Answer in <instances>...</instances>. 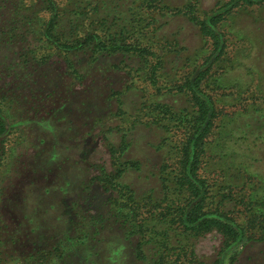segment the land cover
Returning a JSON list of instances; mask_svg holds the SVG:
<instances>
[{"label": "rangeland", "instance_id": "obj_1", "mask_svg": "<svg viewBox=\"0 0 264 264\" xmlns=\"http://www.w3.org/2000/svg\"><path fill=\"white\" fill-rule=\"evenodd\" d=\"M52 1L54 10L23 0L39 17L34 59L18 57V41L0 46V65L11 66L6 89L0 81L9 122L0 264H100L103 255L134 254L140 239L145 253L177 264H213L222 234L186 231L172 179L159 181L178 168L194 131L197 107L185 81L203 63L202 87L215 107L200 169L207 206L247 230L225 264H264V0ZM21 2L4 0L0 28ZM54 15L63 44L42 35ZM211 15H223L218 47L199 24ZM94 34L119 49L99 51ZM84 233L91 244L62 261L66 243Z\"/></svg>", "mask_w": 264, "mask_h": 264}, {"label": "trees", "instance_id": "obj_2", "mask_svg": "<svg viewBox=\"0 0 264 264\" xmlns=\"http://www.w3.org/2000/svg\"><path fill=\"white\" fill-rule=\"evenodd\" d=\"M231 1L233 2L236 0ZM238 1H241L244 4L253 3V0ZM45 2L47 5L44 2H41L42 9H55L52 0H45ZM5 4L4 0H0V10ZM36 9V7L30 9L22 0L20 7L12 6L9 8V12L14 11L15 14L19 15L0 28V46L2 44L9 45L13 42H20L21 45L18 50V57L20 59L21 56L32 59L35 58L36 50L34 46L39 42L38 39L35 38V33L38 34L39 32L37 26L39 17L36 15ZM222 16L223 15H211L201 20L199 23L201 25L202 32L213 39L216 47L219 46L220 35L215 29L216 25H218V23L222 20ZM54 18L55 15L50 19L49 24L46 26L42 35L43 37H46L45 43L49 42L48 44L52 45L63 44L60 43L62 41H60V37H58L59 35L55 33V24H53ZM89 38H92L93 41L97 40V43L95 44L97 47H100L97 48L99 51H101L100 49H119L118 45L115 43L111 46L106 45L104 42L100 41V37L96 34L90 35ZM67 43L68 42H64V44H66L64 45L65 47H72V44ZM40 48H46V46L41 45ZM28 58L26 61H28ZM17 66L21 67V61ZM24 66L27 68V65ZM10 68L5 70V67L0 65V81H2V85L5 80L8 79L6 72L8 70L10 72ZM12 71H14V73L17 72L15 69H12ZM208 72L209 67L207 66V63H203L201 66L196 68L192 73V76L185 81V86L189 90L192 100L197 107L195 128L191 136L181 148V157L178 162V168L171 171L174 172L171 177L169 175L170 173L162 176L160 175L159 181L165 184V182L169 181V178L172 179L171 187L174 188L180 196V201L177 202L174 210L176 211V217L178 218L180 225H182L186 231H191L194 234L199 235L213 231H217L222 234V248L219 256L213 261V264H225V258L227 255L230 254L233 249L245 243L247 230L231 216L226 215L219 209L208 208L207 206V200L210 192L209 183L207 178L200 173V169L202 156L205 152V139L212 129L215 117L214 100L212 96L202 87L203 81L207 77ZM16 77L19 79V75ZM2 87L5 89L7 88L5 87V83ZM5 91L7 92L9 90L7 89ZM6 99L7 98L0 96V160L4 154V142L6 141L5 135L9 131L8 117L4 114L5 107L3 104ZM124 170L125 168L122 172H124ZM120 217V224L124 225V222H126L127 219L123 217V214H120ZM261 238L264 240V233ZM72 239L73 240L71 242L66 243L68 249L65 258L62 259V261L66 262L70 259L71 255L75 253V249H78V247H82L84 245L88 246L91 244V239H89V235L87 233H84L83 236ZM141 241L142 239L133 245L131 250L134 251V254L126 256L120 255V257L103 255V258L100 257V264H177L176 261L164 257L163 254L158 255L157 253H145V246L147 243H145L144 240L142 242ZM124 246L126 247V245ZM124 246L123 248H125ZM119 251L120 250L116 249L114 251V255H118ZM229 256L230 259L234 260L237 255L231 254ZM95 263V260L91 262L86 261V264ZM182 263H184V260L181 261V264ZM69 264H75V262L70 259Z\"/></svg>", "mask_w": 264, "mask_h": 264}]
</instances>
